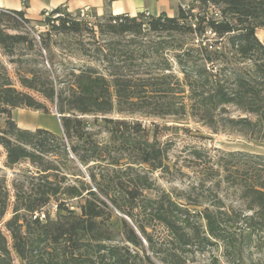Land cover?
I'll list each match as a JSON object with an SVG mask.
<instances>
[{"label":"trees","instance_id":"obj_1","mask_svg":"<svg viewBox=\"0 0 264 264\" xmlns=\"http://www.w3.org/2000/svg\"><path fill=\"white\" fill-rule=\"evenodd\" d=\"M94 20L60 8L36 22L23 11L0 10V47L18 66L14 75L0 73V117L6 118L0 160L9 169L36 168L30 190L18 191L13 217L0 228V264L16 258L24 264H198L197 255L215 247L242 261L264 236V155L228 152L206 162L208 180L235 189L242 209L227 207L214 193L188 197L187 204L166 193L151 198L149 175L170 173L173 143L162 140L163 131L178 127H147L136 117L190 119L213 134L264 142V42L258 37L264 0H196L174 18L107 13ZM33 23L58 35L95 38L98 32L111 39L96 55H82L87 67L58 75L54 55L47 61L52 70L42 65L43 55L35 66L13 55L20 46L36 47L27 29ZM152 35L170 39L159 43L157 55H149L150 43L139 47L140 55L126 50ZM18 109L45 115L55 109L63 135L20 128L12 118ZM87 117L104 126L105 140ZM192 155L193 166H202L203 152L192 147ZM9 206L0 180V224ZM43 212L45 220L36 217Z\"/></svg>","mask_w":264,"mask_h":264},{"label":"rangeland","instance_id":"obj_2","mask_svg":"<svg viewBox=\"0 0 264 264\" xmlns=\"http://www.w3.org/2000/svg\"><path fill=\"white\" fill-rule=\"evenodd\" d=\"M92 23H96L95 20ZM27 29L30 35L36 39V47L32 48L30 45L20 46L14 51L13 55H17L23 60L31 61L32 66L39 65L41 60L37 55H43L42 65L48 70H52L50 64L47 62L48 55H54L53 69L58 75H65L73 69L77 70L87 67L91 63L87 57H83L82 55H96V47L103 45L104 41L111 39V37L102 38L98 32L95 38H93L92 34H83L80 36L58 35L50 32V27L42 25L41 23H33L31 24V28L27 27ZM7 31L9 33H15L12 30ZM208 37L213 41V35L208 34ZM258 37L264 42L263 32H258ZM186 40L189 45L193 43L189 38H186ZM128 41V39L124 40L125 44ZM168 41L170 39L166 36H147L136 44L127 45L128 49L126 50L130 49L136 52V55H140L138 52L139 47L145 43H150L149 55H157L155 50L159 47V43ZM45 44L50 45L49 50L45 49ZM7 55L0 47V73L8 71L11 75H14L18 66L12 64L11 61L13 58H9ZM160 55H173V53L164 52ZM234 115L238 116L239 114L234 113ZM112 117L118 118L119 116L113 115ZM12 118L20 128H29L34 131L40 126L39 128L51 132L53 130H60L58 135H63L60 118L55 109H52L49 115L30 109H18L12 112ZM136 118L147 127H151L153 123H156L160 127H178V130L163 131L162 140H169L173 143L167 161L170 167V173L163 174L161 172H154L149 175L154 183V189L146 192L148 197L155 198L166 193L171 195L173 199L187 204L188 197H191L192 201L202 200L210 196L211 193H214L223 200L227 207L243 208L242 202L238 199L239 194L235 189L228 187L225 183L218 186L217 181L219 178L213 181L208 180L211 177L208 168L210 166L206 162L209 158L216 161L222 157L221 155L223 153L228 152L244 151L264 155V142L248 141L236 133L213 134L206 126L190 119L176 124L173 119L146 118L141 116H137ZM86 119L93 129L101 131V139L105 140L108 137L102 124H94V117H87ZM5 120V117H0V130L4 126ZM192 147H196L203 152L204 158L200 160L202 166L199 168L193 166L195 160L192 155ZM214 168L219 169L217 166ZM223 175L221 172L220 178ZM33 177H36V168L33 166L23 164L9 169L4 166V158L0 160V180L3 181L6 189L9 191L10 202L8 212L0 224V228L3 231H5L4 224L13 217V206L16 202V194L20 190H30ZM68 179L71 182L74 181L73 177H69ZM35 182L37 181L35 180ZM113 224L117 227L120 226L116 220H113ZM259 239L260 244L258 247L247 251L242 261H234L231 258L224 257L223 248L216 247L203 255H197L195 261L198 264H264V236ZM16 264L24 263L16 258Z\"/></svg>","mask_w":264,"mask_h":264},{"label":"crops","instance_id":"obj_3","mask_svg":"<svg viewBox=\"0 0 264 264\" xmlns=\"http://www.w3.org/2000/svg\"><path fill=\"white\" fill-rule=\"evenodd\" d=\"M0 0V10L23 11L25 18L31 21H41L43 13L51 12L60 8L61 10L76 14L85 7L91 9L94 18H102L107 13L113 15H127L137 17L140 14L158 17L166 14L174 18L178 16L180 8H187L196 0ZM262 32V31H260ZM38 126L36 129H38ZM25 130H31L24 128ZM59 134L60 130H53Z\"/></svg>","mask_w":264,"mask_h":264},{"label":"built area","instance_id":"obj_4","mask_svg":"<svg viewBox=\"0 0 264 264\" xmlns=\"http://www.w3.org/2000/svg\"><path fill=\"white\" fill-rule=\"evenodd\" d=\"M49 12H46V16L48 15ZM80 18L84 19L86 22L89 24L92 23L94 20V17L92 16L91 9L89 7H85L79 11ZM60 118V116L58 115ZM49 214L54 216L57 212V206L53 205L52 207L49 208L48 210ZM36 217H39L40 220H45L46 219V212H43L41 214H37Z\"/></svg>","mask_w":264,"mask_h":264}]
</instances>
